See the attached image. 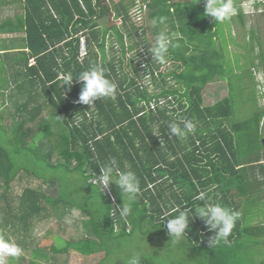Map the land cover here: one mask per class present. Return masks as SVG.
Wrapping results in <instances>:
<instances>
[{
	"label": "trees",
	"instance_id": "trees-1",
	"mask_svg": "<svg viewBox=\"0 0 264 264\" xmlns=\"http://www.w3.org/2000/svg\"><path fill=\"white\" fill-rule=\"evenodd\" d=\"M194 2L148 0L147 14L154 20L156 32L167 26L165 32L175 44L164 64L151 60L147 51L146 69L152 85L161 89L155 92L153 86L143 85L139 45L145 42L135 38L142 27L131 18V1L25 0V18L0 23V29H16L19 23L26 31L18 38H0V44L6 46L0 49L4 53L0 56V89L11 87L8 102L2 101L11 105L4 113L12 112V107L17 110L15 115L8 114L13 115L10 125L0 111V131L11 134L17 151L34 155L36 163L45 166L43 171L33 170L44 177L42 184H25L15 190L24 168L0 144V234L8 237L9 231L12 237L16 235L22 249L19 257L8 258V264H17L16 260L18 264H46L57 253L72 249L86 256L105 252L106 261L122 239L137 234L143 242L149 243L151 236L167 241L162 248L171 247L175 238L164 219L203 203L197 199L200 192L239 213L227 241L215 237L201 219L191 221L179 245L200 257L201 264H238L247 238H256L250 243L254 246L264 243V224L248 225L244 220L251 206L264 212L260 208L264 205V106L258 105L254 70L246 72L237 54L231 58L228 43L236 40L222 31L231 29L230 22H214L203 14L204 0ZM233 3L236 18L246 29L242 3ZM256 7H262L264 13V3ZM249 32L253 54L254 28ZM82 36L87 41L84 57L80 56ZM250 57L260 60L252 61L254 68L264 69V50ZM32 58L34 65L30 64ZM169 60L177 68L166 72ZM93 64L101 66L117 87L114 97L96 100L90 107L77 102L80 83L74 80L70 88L61 84L65 75L75 77ZM170 75L177 84L168 85ZM220 77L228 78L229 95L206 104L205 88ZM236 78L242 92L252 96L246 102L251 115L242 120L236 118L232 100ZM161 97L171 100L160 105ZM153 101L157 103L154 109ZM180 119L195 124V132L186 139L167 133L168 122ZM157 130L160 135L152 134ZM55 156L59 157L56 163ZM112 158L117 160L118 171L130 169L140 182V194L126 218L115 210L122 203L117 185L112 183L100 192L99 185L88 183L92 172L99 174V166ZM49 168L79 173L81 181L98 189L101 198L95 207L80 205L84 213H98L82 220L83 237L66 242L59 237L61 243L56 237L48 248L51 253L46 254L40 246L30 248L36 223L46 218L48 206L61 219L75 206L54 178L44 176ZM46 185H56L57 195L49 194ZM142 264L159 263L142 250Z\"/></svg>",
	"mask_w": 264,
	"mask_h": 264
},
{
	"label": "rangeland",
	"instance_id": "rangeland-1",
	"mask_svg": "<svg viewBox=\"0 0 264 264\" xmlns=\"http://www.w3.org/2000/svg\"><path fill=\"white\" fill-rule=\"evenodd\" d=\"M128 1L130 2V0ZM257 2L258 1H256V3ZM256 3V9L254 8V12L249 13V15H246L247 13L245 14L246 29L242 26L240 20L237 19L233 23V26H231V29L226 27L224 29L222 28V31L231 39L235 37V44L231 42L228 43V51L230 53L231 58L235 54H237L238 57L241 59V64H243L246 72L254 70L256 82V85L254 86H256L255 88L258 97V105L262 107L264 106V69L262 67L254 68L252 61L259 63L260 60L259 58L253 60L250 57L251 55L259 54L261 49L264 50V13H262V10H259L256 7ZM131 8L132 5H130V11ZM261 8L262 7H260V9ZM136 23L142 27V31H140L135 36V38L139 42L141 40L145 42L140 43L139 48H145V50L148 51L150 44L147 42L154 41L155 36L157 35L154 20L151 19L148 14H146L145 19L142 23L141 21H138ZM251 27L255 30V38L253 44L256 46V51L253 54L250 52L251 35L249 32V28ZM167 29V26H165L163 31L165 32L167 31ZM260 44H262L261 49ZM176 68L177 64L174 63V61L172 60L167 61V63L165 64L166 72L172 71ZM243 71L244 69L239 70L238 73ZM249 79H247V81L250 83ZM233 81L235 94L233 95L232 100L236 109V118L240 120L246 119L251 115V109L246 104V102L250 100L252 96L251 94L247 95L242 92L240 88L241 82L238 78ZM143 82L150 83L151 80L143 78ZM158 82H160V78L158 79ZM167 82L168 85L177 84L176 80L173 79L172 75L167 78ZM147 83H143V85L151 87V85ZM159 90L161 89H158L156 84L153 83V91L155 92ZM229 90L230 86L228 85V78H217L215 81L210 82L204 90L205 103L213 104L217 102L225 96H228ZM252 103L254 104L253 101ZM10 106H4L1 108L3 115L6 116L5 121L7 122V125H10L11 121L13 120L11 118L13 115H8L12 112L6 111L4 113V111ZM10 138L11 134L6 133L4 131H0V144L11 153L12 158L19 164V166L24 168L23 171H21L23 179H21V181L15 182L14 186L17 185L15 190L19 191V189H22V185L25 184H33L34 186L42 184V182L44 181V177L37 176L34 171H43L45 170V166L37 164L36 157L34 155L28 154L26 152L17 151L16 145L13 141L10 140ZM262 158L264 159V151L262 153ZM58 159L59 157L55 156V163L58 162ZM49 171L50 172H46L44 176L54 178L57 182V186H59L61 190L66 191L75 206L70 211H68L62 219L56 215L55 211L52 209L51 206H48V215L46 216V218L36 223L33 234V241L31 242L30 248L32 249L36 246H40L43 248L46 254L51 253V250L48 248L56 242V237H58L57 241L59 243H61L59 237H61L65 242L67 240H77L83 237L84 226L82 220L90 218L92 216V213H94L95 216H97L98 213L94 211H88L87 213H84L80 205L84 204L88 207L90 206V208L95 207L96 203L99 204L101 198L98 189H95L94 187L89 186L86 183H83V181H81L79 173L64 171L61 168L57 170L49 168ZM57 186L46 185V191L49 194L55 196L58 193ZM1 194L2 191L0 190V195ZM2 205L3 200L1 199L0 208ZM260 208H263L264 210V205ZM257 211H259L258 207L251 206L249 214L244 219L246 224H264V212L260 214ZM7 233L8 237L14 239L15 241H18L16 235H13L12 237L11 232L7 231ZM255 239L256 238H254L253 236L246 239V241L249 243H246V248L244 247V253L241 254V260L238 264H264V243L257 246L250 244ZM150 240L151 241L149 243L143 242L141 235L138 234L132 237H127L126 239H122L117 244V246L113 248L114 253L111 258H108L106 261L103 260L105 257V252L86 256L72 249L67 253H57L53 261L54 263L48 262L46 264H123V262H125V259H127V257L133 251H141V248L144 253H150L159 264H201L200 257L191 252L187 246L181 247L179 245V242L183 240V237L180 240H175V243L171 242V247L166 246L165 248H162V246L163 244L167 243L166 240L160 238H156L155 240H153L151 236ZM16 261L18 264V260ZM37 261L38 263L40 262V260Z\"/></svg>",
	"mask_w": 264,
	"mask_h": 264
},
{
	"label": "clouds",
	"instance_id": "clouds-1",
	"mask_svg": "<svg viewBox=\"0 0 264 264\" xmlns=\"http://www.w3.org/2000/svg\"><path fill=\"white\" fill-rule=\"evenodd\" d=\"M198 2L199 0H195L194 3ZM236 11L233 0H204L203 14L213 18L214 22L223 23L231 19ZM147 43L150 44L148 51L151 54V60H155L160 64L166 62L169 49L175 47L172 37L164 31L157 33L155 40ZM74 80L81 84L77 102L90 107L95 104L96 100L114 97L116 92V84L106 77L104 70L99 65H90L75 77L71 74L65 75L61 86L67 85L70 88ZM167 129V133L172 136L186 139L189 134L195 132V124L190 119H180L168 122ZM152 134L160 135L159 130ZM117 168V160L112 158L103 166H99V174L92 172L88 178V183L99 185L100 192L112 183L117 185L122 196V203L115 210L119 212L122 218H126L131 212V205L140 194V182L132 170L118 171ZM197 199L203 203H199L198 206L192 208L185 207V209L178 210V213L171 216V218L164 219L163 224L166 222L171 237L180 240L191 227V221L199 218L204 222L208 231L215 232V237L227 241L239 213L222 203L213 202L206 192H200ZM21 254L22 249L14 239L0 234V264H8L9 257L16 258ZM126 264H142V250L133 251L127 257Z\"/></svg>",
	"mask_w": 264,
	"mask_h": 264
},
{
	"label": "crops",
	"instance_id": "crops-1",
	"mask_svg": "<svg viewBox=\"0 0 264 264\" xmlns=\"http://www.w3.org/2000/svg\"><path fill=\"white\" fill-rule=\"evenodd\" d=\"M235 1H237V2L240 1L242 3L244 0H235ZM257 3H261V2H257ZM25 4H26L25 0H0V23L4 22L5 20H8V19L16 22L22 17L25 18V15H26ZM234 7L236 8L235 5H234ZM236 15H237V11L231 17V19L228 20L230 22L231 26H233V23L238 19V18H236ZM246 15H249V14H246ZM246 15H245V18H246ZM225 22H227V21H225ZM18 25H19V23H17V28H16L18 30H16L13 26L11 28L0 29V38L10 39V38H18L20 36H25L26 31L24 29H20ZM3 48H6V46L0 44V49H3ZM10 50H12V49H10ZM3 54H4L3 51H0V56ZM0 59H1V57H0ZM0 77H1V75H0ZM12 80H13V78L10 81H12ZM10 91H11V87L7 91H3L0 89V111L2 110L1 108L5 106L2 104V101L6 100V102H8V99L10 96ZM11 111H12V114L15 115L17 110L14 107H12Z\"/></svg>",
	"mask_w": 264,
	"mask_h": 264
},
{
	"label": "built area",
	"instance_id": "built-area-1",
	"mask_svg": "<svg viewBox=\"0 0 264 264\" xmlns=\"http://www.w3.org/2000/svg\"><path fill=\"white\" fill-rule=\"evenodd\" d=\"M132 2V8H131V11H130V15H131V18L135 21V22H138V21H141V23L144 21L145 19V15L147 14V11H148V0H130ZM258 2H261V3H264V0H257ZM255 3H256V0H244L242 2V7L244 9V12L245 14H249V13H253L254 12V8H255ZM257 4V3H256ZM256 9V8H255ZM259 10H262V9H259ZM143 53V59L139 58V60H142L140 63V68L142 69V74L144 76V79H152L151 76H150V73H149V68H147V59H148V52L145 50V48H142V51ZM87 53V41H86V38L85 36H82L80 38V56L81 57H84ZM30 64L31 65H34L35 64V59L32 58L30 60ZM143 83H147V82H143ZM147 84H150L151 87H149V89L152 88V81ZM167 100H171V97H168V99L164 98V97H161L159 100H158V103L160 105L162 104H165L167 102ZM156 105L157 103L155 101L151 102V108H156Z\"/></svg>",
	"mask_w": 264,
	"mask_h": 264
},
{
	"label": "water",
	"instance_id": "water-1",
	"mask_svg": "<svg viewBox=\"0 0 264 264\" xmlns=\"http://www.w3.org/2000/svg\"><path fill=\"white\" fill-rule=\"evenodd\" d=\"M263 145H264V139H263Z\"/></svg>",
	"mask_w": 264,
	"mask_h": 264
}]
</instances>
